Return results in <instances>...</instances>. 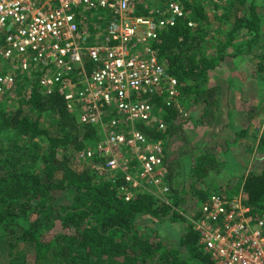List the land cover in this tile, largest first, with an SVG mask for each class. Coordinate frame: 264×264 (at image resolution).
Returning a JSON list of instances; mask_svg holds the SVG:
<instances>
[{
	"label": "trees",
	"instance_id": "1",
	"mask_svg": "<svg viewBox=\"0 0 264 264\" xmlns=\"http://www.w3.org/2000/svg\"><path fill=\"white\" fill-rule=\"evenodd\" d=\"M223 2L194 0L186 4L187 17L155 42L162 63L179 82V95L173 102H167V96L149 97L159 120L139 123L136 129L150 141H162L166 155L175 136L187 148L181 156L192 154L191 145L180 135L183 124L176 122L178 102L206 94L205 99L197 100L210 106L219 89L209 86L210 72L224 62L226 51L232 49V57L244 55V47L250 53L263 40V18L253 2L228 0L224 6ZM206 6L215 9L213 19ZM232 19L229 31L216 32L223 42L212 54L216 44H209L210 32L217 23L226 27ZM244 32L239 43L237 38ZM256 60H260L257 72L263 71L264 54ZM28 82L33 88L28 98L14 109H0V132L8 135L0 143V264H214L192 220L201 216L213 194L198 187L206 184L209 175L220 173L216 156L203 152L191 158L189 180L197 191L198 206L193 215L178 212L186 191L174 187L173 169L168 164L166 195L134 191L126 200L122 174L113 182L108 174H98L93 163L85 165L78 157L102 139L97 130L82 127L79 115L68 110L62 95H44L37 81ZM18 89H22L19 81ZM200 118L196 125H204L205 115ZM162 122L166 127L160 129L158 123ZM259 149L264 151V131ZM237 194L255 211L264 210V168L244 176L227 197L219 195L230 201ZM142 217L185 223L179 246L165 245L158 236L141 233L137 222Z\"/></svg>",
	"mask_w": 264,
	"mask_h": 264
},
{
	"label": "built area",
	"instance_id": "2",
	"mask_svg": "<svg viewBox=\"0 0 264 264\" xmlns=\"http://www.w3.org/2000/svg\"><path fill=\"white\" fill-rule=\"evenodd\" d=\"M193 1L0 0V95L25 79L37 81L44 95L59 93L79 124L102 136L79 159L114 176L113 182L122 174L126 200L143 178L163 197L169 192L165 145L150 141L135 124L154 121L149 97L177 100L179 82L155 42L187 17L186 4ZM201 211L192 224L214 264H264V210L213 194Z\"/></svg>",
	"mask_w": 264,
	"mask_h": 264
},
{
	"label": "rangeland",
	"instance_id": "3",
	"mask_svg": "<svg viewBox=\"0 0 264 264\" xmlns=\"http://www.w3.org/2000/svg\"><path fill=\"white\" fill-rule=\"evenodd\" d=\"M146 1L154 4L157 0ZM227 1L224 0L223 6L228 4ZM250 2H253L259 8L260 12L258 14L263 18V40L250 53H247L248 48L244 47V55L232 57L229 52L232 54L233 50L226 51L227 57L224 62L217 69L210 72L209 86L219 87V91L211 99L210 106L201 105L197 100L198 98L200 100L205 99L206 94L204 96L194 94L185 97L177 105L179 115L176 122L177 124H183L180 135L191 145L192 154L191 157L181 156V152L187 151V148L183 144L184 141H180L175 136L167 145L164 170H167V164L171 166L174 187L179 192L184 190L187 193L183 194L184 204L178 209L181 216L193 215L198 208L197 191L194 192L189 180L192 157H197L206 152L216 156L220 162V173L209 175L205 180L206 184L198 187V189L200 188L201 191L210 195L219 193L227 197L231 191L241 184V179L244 176L259 173L264 168V151L259 149L260 139L264 131V70L261 72L256 70V64L260 62V60H256V56L264 54V47L258 48L264 44V0H248V3ZM233 3L237 7L236 1ZM205 8L209 18L213 19L216 13L215 9L212 6L209 10L208 6ZM90 15L98 17L94 12H90ZM217 16H220V14L218 13ZM102 18L106 20L107 17L103 16ZM231 23H233V19L227 20L226 27L219 26L217 23L216 28H213L210 32L208 37L211 41L209 44H216L215 48L213 47L214 49L212 48L210 51L212 54L215 52L216 47L223 42L222 37H216V32L229 31ZM100 26L105 27V22L103 21ZM93 27L90 25V28ZM244 34L245 32L238 36L239 43H241ZM206 51L205 49L204 52ZM1 70H3V66L0 62V72ZM23 81L24 84L21 90L18 89L10 94L0 95L1 110L14 109L22 103L21 100L24 97L28 98L33 88L26 79ZM202 115H205L204 125L202 123L196 125L195 122L198 120L200 122V116ZM157 120L159 119L156 116L154 121ZM99 135L102 137L100 133ZM7 136L6 132H0L1 144H4ZM123 155L129 156L125 150H123ZM136 169L135 166L132 171L137 175ZM106 174L109 175V173ZM100 175H105V173ZM116 176L119 178L120 173H117ZM111 178L115 179L114 176ZM137 188L136 190H130L132 195L134 191H137L153 194L156 197L160 196L158 186L150 184L147 179H141ZM233 198L243 199L244 196L237 194ZM152 220L148 217L140 218L137 222L138 230L150 237L158 236L165 245L179 246L180 239L185 232V223ZM188 220L191 222L192 218L190 217Z\"/></svg>",
	"mask_w": 264,
	"mask_h": 264
},
{
	"label": "crops",
	"instance_id": "4",
	"mask_svg": "<svg viewBox=\"0 0 264 264\" xmlns=\"http://www.w3.org/2000/svg\"><path fill=\"white\" fill-rule=\"evenodd\" d=\"M212 87V86H211ZM218 87V86H217ZM219 88V87H218ZM218 91H219V89H218Z\"/></svg>",
	"mask_w": 264,
	"mask_h": 264
}]
</instances>
